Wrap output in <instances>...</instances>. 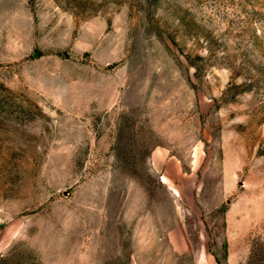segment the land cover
Instances as JSON below:
<instances>
[{
  "label": "rangeland",
  "instance_id": "374dc122",
  "mask_svg": "<svg viewBox=\"0 0 264 264\" xmlns=\"http://www.w3.org/2000/svg\"><path fill=\"white\" fill-rule=\"evenodd\" d=\"M0 264H264V0H0Z\"/></svg>",
  "mask_w": 264,
  "mask_h": 264
}]
</instances>
